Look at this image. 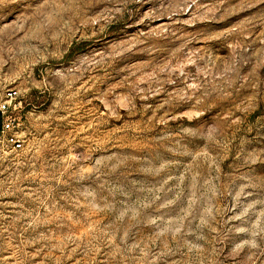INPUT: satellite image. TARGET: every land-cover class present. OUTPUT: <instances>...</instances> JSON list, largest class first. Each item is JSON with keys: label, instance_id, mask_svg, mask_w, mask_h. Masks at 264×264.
Returning a JSON list of instances; mask_svg holds the SVG:
<instances>
[{"label": "rangeland", "instance_id": "374dc122", "mask_svg": "<svg viewBox=\"0 0 264 264\" xmlns=\"http://www.w3.org/2000/svg\"><path fill=\"white\" fill-rule=\"evenodd\" d=\"M0 264H264V0H0Z\"/></svg>", "mask_w": 264, "mask_h": 264}, {"label": "built area", "instance_id": "2783aa9c", "mask_svg": "<svg viewBox=\"0 0 264 264\" xmlns=\"http://www.w3.org/2000/svg\"><path fill=\"white\" fill-rule=\"evenodd\" d=\"M24 109L20 91L14 86H0V153L10 155L24 148L20 113Z\"/></svg>", "mask_w": 264, "mask_h": 264}]
</instances>
